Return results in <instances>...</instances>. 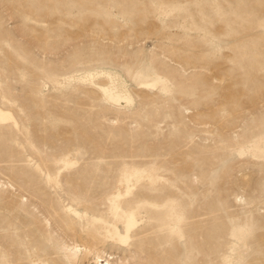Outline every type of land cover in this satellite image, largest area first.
<instances>
[{
	"label": "rangeland",
	"instance_id": "obj_1",
	"mask_svg": "<svg viewBox=\"0 0 264 264\" xmlns=\"http://www.w3.org/2000/svg\"><path fill=\"white\" fill-rule=\"evenodd\" d=\"M0 105V264H264V0H0Z\"/></svg>",
	"mask_w": 264,
	"mask_h": 264
},
{
	"label": "bare ground",
	"instance_id": "obj_2",
	"mask_svg": "<svg viewBox=\"0 0 264 264\" xmlns=\"http://www.w3.org/2000/svg\"><path fill=\"white\" fill-rule=\"evenodd\" d=\"M129 97H117L115 99V103L117 106H124L130 103ZM4 126L12 127L17 131H20V124L12 112V110L7 109L0 105V128ZM64 167L70 168L75 165V163H71L69 160H66ZM39 169V165L37 166ZM47 180L50 184L57 183L58 184V175L52 176V174H47ZM124 181L127 182V186L124 192H119L116 196H114L111 200V213L117 221L120 219L123 221L124 224V233H122L117 225V222L113 224H109L104 219H94L91 222V228L88 229L87 236L88 238L93 241L94 243L103 244V246L111 245L112 247L116 246H127L131 244L133 238L137 236L135 234V228L138 224L137 215L138 210L140 209V202L136 200L138 199V195L131 197L126 204V212L122 210V202L123 199L127 196L134 195V191L137 187L130 185V180L128 177L124 178ZM140 196V195H139ZM57 215H60L58 211L55 210ZM61 214H65L67 216H74L75 218H81V215L78 211L73 209L72 207H63ZM172 217L171 210H164L158 214V221L165 222L168 218ZM97 245V244H96ZM70 249V253L64 256V263L65 264H77V258L79 254V246H75L73 248L68 247ZM84 257L93 255L96 264H102L103 253L99 252L96 246H88L84 244ZM93 259V260H94ZM37 264V262H35ZM109 264V263H108Z\"/></svg>",
	"mask_w": 264,
	"mask_h": 264
}]
</instances>
